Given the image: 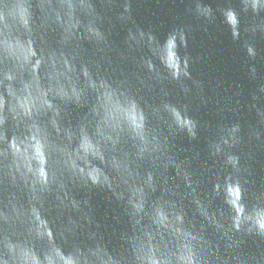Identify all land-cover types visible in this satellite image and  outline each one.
Listing matches in <instances>:
<instances>
[{"label":"clouds","instance_id":"9594fccd","mask_svg":"<svg viewBox=\"0 0 264 264\" xmlns=\"http://www.w3.org/2000/svg\"><path fill=\"white\" fill-rule=\"evenodd\" d=\"M243 5L245 12L264 11V0ZM196 10L211 16L209 8ZM224 15L238 35L235 11ZM178 38L184 41L183 32L161 45L130 30L126 43L129 53L146 45L179 81L189 72ZM110 51L92 0H0V264H229L209 228L234 264H243L239 238L264 239V194L245 202L239 158L229 153L225 163L235 175L214 193L222 192L230 211L218 214L200 199L169 149L170 134L195 138L196 123L168 102L149 105L126 77L106 74ZM139 65L161 78L151 57ZM232 139L221 137L214 154L232 147ZM169 168L191 191L168 184ZM92 189L107 191L120 206L115 246L93 224L89 200L73 194Z\"/></svg>","mask_w":264,"mask_h":264},{"label":"water","instance_id":"95a60500","mask_svg":"<svg viewBox=\"0 0 264 264\" xmlns=\"http://www.w3.org/2000/svg\"><path fill=\"white\" fill-rule=\"evenodd\" d=\"M103 17V28L111 51L104 64L106 74L114 79L127 78L138 95L151 106L168 102L187 114L197 125L196 136L186 132L169 135V149L177 163L189 173L192 186L200 199L206 200L213 210L228 213L223 194L216 196L214 186H223L225 177L235 175L225 163L226 154L239 158L240 175L246 181L245 202L254 195L264 194V11L258 15L244 11L243 0H92ZM130 11L125 13L124 6ZM197 5L211 10L205 18L197 13ZM237 14L238 35L233 36L224 13ZM124 16L125 19H120ZM138 30L151 34L161 45L174 34L183 32L184 41L177 39V53L181 62L186 59L189 77L175 81L159 60L151 56L146 45L128 52V32ZM85 48L89 46L85 43ZM251 48L254 55H250ZM121 53L127 59H121ZM135 57V61L131 57ZM141 57H151L161 74L157 79L147 68H141ZM123 74V75H121ZM77 111L71 118L76 119ZM237 128L236 133L231 130ZM232 136V147L214 154L213 145L221 137ZM169 185L186 189L175 168L167 172ZM78 200H89L91 219L99 230L112 239L123 228L120 206L107 191L77 190ZM187 204V201L185 202ZM193 206H189L191 209ZM191 214V212H190ZM55 215V213H53ZM114 233L116 236H114ZM209 240L220 249L219 255L234 264L232 254L224 250V242L209 228ZM239 253L243 264H264V239L242 236Z\"/></svg>","mask_w":264,"mask_h":264}]
</instances>
